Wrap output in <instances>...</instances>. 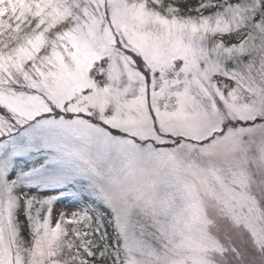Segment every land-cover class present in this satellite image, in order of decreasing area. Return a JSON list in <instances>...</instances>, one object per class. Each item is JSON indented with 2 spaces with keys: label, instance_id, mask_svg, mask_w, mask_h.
Returning <instances> with one entry per match:
<instances>
[{
  "label": "snow or ice",
  "instance_id": "6c2138e0",
  "mask_svg": "<svg viewBox=\"0 0 264 264\" xmlns=\"http://www.w3.org/2000/svg\"><path fill=\"white\" fill-rule=\"evenodd\" d=\"M159 6L160 0L151 8L147 0H0V264H35L22 243L21 213L38 237L32 257L64 264L66 247L70 264L95 258L99 244L89 237L101 234L104 220L90 232L93 211H112L97 185L118 153L141 147L138 136L130 139L136 121L125 110L147 108L155 117L148 104L149 85L159 86L155 77L163 79V69L176 62L181 73L206 71L215 59L204 35H228L239 9L200 0L188 9L195 17H182L178 5L168 15ZM260 8L264 0L251 10L254 22ZM215 47L235 46L219 39ZM133 83L143 84L142 95ZM158 126L153 119V131Z\"/></svg>",
  "mask_w": 264,
  "mask_h": 264
},
{
  "label": "rangeland",
  "instance_id": "374dc122",
  "mask_svg": "<svg viewBox=\"0 0 264 264\" xmlns=\"http://www.w3.org/2000/svg\"><path fill=\"white\" fill-rule=\"evenodd\" d=\"M217 2L239 9L228 35H204L215 62L195 76L179 72V62L165 67L159 86L148 88L155 117L125 110L141 147L118 153L97 185L116 237L99 253L114 264H264V8L254 22L257 0ZM189 15L196 13L177 16ZM219 39L235 47L216 48ZM131 87L142 95V83ZM36 239L27 255L48 264L46 255L32 257ZM68 257L60 260L70 264Z\"/></svg>",
  "mask_w": 264,
  "mask_h": 264
},
{
  "label": "trees",
  "instance_id": "16d2710c",
  "mask_svg": "<svg viewBox=\"0 0 264 264\" xmlns=\"http://www.w3.org/2000/svg\"><path fill=\"white\" fill-rule=\"evenodd\" d=\"M200 0H160V6L159 11L164 13L165 15H168L167 8L173 4L179 6V13L177 15H183V14H191L188 9L189 7L195 6ZM149 7H152V0H147ZM97 212L100 214V217L103 218L104 224L103 228H101V234L99 236H90L89 239L93 241L94 244H98L99 242V248L101 245H103L104 242H109L112 246L115 245V231L113 229V226L111 225V214L109 212H103L97 210ZM97 224H93L92 228L89 229L90 232L94 231ZM21 228H22V235H23V245L24 247L28 248L30 246L31 238L24 222H23V215L21 213ZM106 231L107 238H104V234ZM66 242L61 241V244H65ZM99 248L93 247V251L96 253V256L93 260L89 261L88 264H114V260L111 257L110 253L103 254V258H101V253H99ZM64 254L70 256L71 253L67 251V248L64 247ZM83 258V257H81Z\"/></svg>",
  "mask_w": 264,
  "mask_h": 264
}]
</instances>
